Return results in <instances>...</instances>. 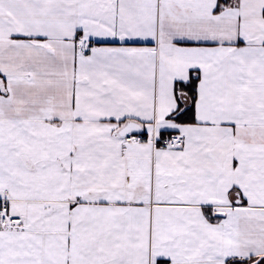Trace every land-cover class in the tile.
<instances>
[{
  "label": "snow or ice",
  "instance_id": "obj_1",
  "mask_svg": "<svg viewBox=\"0 0 264 264\" xmlns=\"http://www.w3.org/2000/svg\"><path fill=\"white\" fill-rule=\"evenodd\" d=\"M0 264H264V0H0Z\"/></svg>",
  "mask_w": 264,
  "mask_h": 264
}]
</instances>
